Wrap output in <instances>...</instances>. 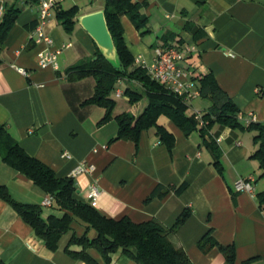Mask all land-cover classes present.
I'll return each mask as SVG.
<instances>
[{
	"label": "crops",
	"instance_id": "crops-1",
	"mask_svg": "<svg viewBox=\"0 0 264 264\" xmlns=\"http://www.w3.org/2000/svg\"><path fill=\"white\" fill-rule=\"evenodd\" d=\"M135 1H148L143 11L150 18V32L142 35L127 15L121 17L124 38L136 63L151 64L159 46H194L181 65L192 76L212 72L240 108L244 129L214 124L209 132L222 151L223 174L215 167L199 130L186 135L162 115L158 124L176 139L172 151L156 128L144 130L138 143L113 140L118 133L117 121L100 125L106 109L84 104L95 92L96 79H70L67 71L95 57L97 45L78 18L103 10L104 0H58L56 8L80 9L73 32L64 29L56 8L44 25L53 39L51 48L60 51L58 68L38 65V53L48 47L31 38L39 20V0H0V22L11 5L20 9L16 23L0 43V122L30 155L60 177L71 176L81 161L93 163V176L74 177L77 197L88 201V186L96 178L101 192L97 210L111 218L128 216L136 223L156 221L170 230L171 242L186 252L192 264H230L217 246H200L210 229L219 243L235 246L234 264L254 257L253 264H264V208L257 198L264 190V178L258 161L252 158L257 149L255 132L246 129L252 122L264 121V0ZM18 67L28 74L20 73ZM134 84L139 85L121 80L117 92L122 95L116 92V96H123ZM147 104H130L125 111L137 115ZM186 104L188 115H194L195 111L207 112L211 102L200 96ZM122 112L116 107L114 115ZM65 152L72 158L64 157ZM248 177L254 178V193L236 191V181ZM183 183L186 188L177 192ZM0 185L6 186L15 200L41 206L45 220L64 215L55 201L51 206L43 205L49 194L1 156ZM161 185L166 195L151 197ZM185 209L191 216L172 229ZM85 234L91 239L98 235L76 218L52 250L0 197V256L6 264H138L121 249L111 254L110 263L96 248L87 250L88 259L75 258L66 248L74 235ZM71 249L80 251L82 246L73 244ZM131 252L136 250L131 248Z\"/></svg>",
	"mask_w": 264,
	"mask_h": 264
},
{
	"label": "trees",
	"instance_id": "trees-1",
	"mask_svg": "<svg viewBox=\"0 0 264 264\" xmlns=\"http://www.w3.org/2000/svg\"><path fill=\"white\" fill-rule=\"evenodd\" d=\"M104 2L107 22L120 55L121 68L115 67L108 61L98 46L96 59H90L69 68L67 73L70 79H83L89 76L96 79L95 92L92 97L85 100L84 104L99 105L106 109L105 116L99 121L100 125L113 119L117 121L118 133L113 140L129 139L138 143L144 130L156 128L161 141L172 151L176 139L164 126L158 124V119L162 115L167 116L186 135L199 130L204 143L213 154L215 167L220 174H223L222 151L209 132L214 124L244 129L239 120L240 108L219 86L212 72L193 76L192 79L200 89L201 96L211 102L207 112H203L206 124L201 126L195 115H188V105L184 98L171 91L165 84L153 79L146 67L136 63L135 57L127 46L121 17L127 15L142 35L150 32V18L143 11L148 6V1L104 0ZM19 11L20 9L15 5L6 9L3 20L0 22V43L6 39L16 23ZM79 12L80 9L77 6L67 10L56 8L57 19L67 32L74 31ZM121 80L137 82L142 87V92L132 86L127 87L124 92L129 97L131 105L137 104L144 98L148 101L141 113L135 115L131 111H124L117 116L114 115L117 101L113 95L119 88ZM246 129L255 132L254 143L257 149L252 158L258 161L262 171L261 177L264 178V121L252 122ZM0 156L6 164L23 173L46 193L54 196L58 208L64 210L62 217L51 215L45 220L42 217L41 206L15 200L7 187L0 185V197L14 207L34 228L38 236L45 239L50 249L54 250L58 247L61 236L71 229L72 222L77 218L86 223L88 227L94 228L98 235L92 239L87 234L81 237L74 235L66 250L75 258L88 259L87 250L96 248L110 263L111 254L121 249L132 256L138 264H192L186 252L171 242L170 230H166L156 221L136 223L128 216L107 217L88 201L79 199L74 177H60L50 166L30 155L9 132L7 126L1 122ZM186 186L187 184L183 183L177 192H181ZM165 195L166 192L161 185L153 191L151 197ZM257 198L260 207L264 208V190L257 194ZM190 216V210L185 209L172 229L175 230L182 226ZM73 244L81 245L82 250H72ZM209 245L217 246L230 264L235 263V246L219 243L212 229L208 230L200 240L201 247L206 248ZM131 248H134L136 252L132 253ZM256 259L254 257L246 260L243 264H253ZM0 264H6L1 256Z\"/></svg>",
	"mask_w": 264,
	"mask_h": 264
},
{
	"label": "built area",
	"instance_id": "built-area-1",
	"mask_svg": "<svg viewBox=\"0 0 264 264\" xmlns=\"http://www.w3.org/2000/svg\"><path fill=\"white\" fill-rule=\"evenodd\" d=\"M58 0H39L40 3V15L39 20L34 28L31 38L37 43H45L48 47L38 53V65L42 68L54 67L58 68V54L60 51L51 48L53 44V39L44 31V25L51 15L52 9L57 5ZM194 46L178 47V46H159L156 48V56L151 64L143 63L142 65L147 68L153 79L165 84L171 91L179 96H182L185 102H190L201 96L200 89L198 88L195 81L192 79V73L184 68L180 61L185 58L186 54H190L194 51ZM18 71L24 75L28 74V71L22 67L17 68ZM118 95H122V92H117ZM195 118L199 121V124L203 126L206 124L203 119L202 111L194 112ZM104 145L103 148H106ZM98 151V148L94 149ZM64 157L69 159L72 155L65 152ZM96 167L93 163L87 161H81L73 169L71 176L75 177L79 174H87L93 176ZM253 177H248L247 179H239L235 183L236 191H244L254 193ZM88 202L92 206H97L98 199L100 196V189L98 185V180L96 178L91 179L88 186ZM54 196L48 195L44 201L43 205L51 206L54 202Z\"/></svg>",
	"mask_w": 264,
	"mask_h": 264
},
{
	"label": "water",
	"instance_id": "water-1",
	"mask_svg": "<svg viewBox=\"0 0 264 264\" xmlns=\"http://www.w3.org/2000/svg\"><path fill=\"white\" fill-rule=\"evenodd\" d=\"M78 20L95 41L104 57L115 67L121 68L120 55L108 25L105 10L84 14Z\"/></svg>",
	"mask_w": 264,
	"mask_h": 264
},
{
	"label": "rangeland",
	"instance_id": "rangeland-1",
	"mask_svg": "<svg viewBox=\"0 0 264 264\" xmlns=\"http://www.w3.org/2000/svg\"><path fill=\"white\" fill-rule=\"evenodd\" d=\"M94 58H96V57H94ZM93 58V59H94ZM134 89H136V90H138V91H140V92H142L143 91V89H142V87L141 86H139V85H133L132 86ZM125 88V87H124ZM122 89V88H121ZM118 90V89H117ZM117 92V91H116ZM113 97L116 99V101H117V110L118 111H125V110H127V108H129V106H130V103H129V101L127 100L128 98L126 97V95H124L123 94V96H120V97H117L116 96V93L113 95ZM143 101H145L146 103L148 102L145 98L142 100V102Z\"/></svg>",
	"mask_w": 264,
	"mask_h": 264
}]
</instances>
